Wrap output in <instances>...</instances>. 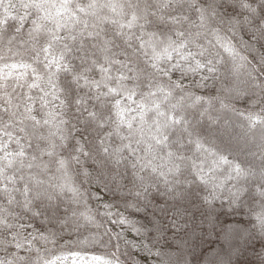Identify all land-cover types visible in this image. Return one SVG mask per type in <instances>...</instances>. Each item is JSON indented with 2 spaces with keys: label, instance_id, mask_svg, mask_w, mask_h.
I'll list each match as a JSON object with an SVG mask.
<instances>
[{
  "label": "clouds",
  "instance_id": "clouds-1",
  "mask_svg": "<svg viewBox=\"0 0 264 264\" xmlns=\"http://www.w3.org/2000/svg\"><path fill=\"white\" fill-rule=\"evenodd\" d=\"M186 3L193 7L190 0H175L174 8ZM245 4L246 12L237 13L242 17L238 29L226 19V14L231 15L230 6L235 11L236 0H213L207 9L197 8L201 15L207 11V22L191 26L199 31L187 29L178 34L181 43L187 41L186 46L172 50L175 57L171 53L162 58L153 55L145 61L146 70L141 71L147 90L136 102L139 120L130 118L137 127H128L127 135L120 134L118 148L101 139L84 152L77 141L80 147L75 151L83 158L70 153L68 168L61 160L63 166L59 161L61 166L51 174L45 165L38 175H22L25 186L16 190L22 199L12 197L6 206H0V264H72L73 260L79 264L89 253L93 254L89 264L101 257L111 258L104 264H137L126 235L133 228L137 230L136 246L149 254L145 264H264V179L258 181V192L250 189L245 194L239 186L241 169L227 159V155L241 159L237 155L241 141L258 133L264 165V0ZM125 7L148 22L147 4L137 0ZM31 9L36 13L33 25L42 24L45 19L40 10ZM35 29L28 33L32 43L24 41L22 51L9 49L15 37L7 39L0 61L9 59L8 52L20 60L29 58L33 64L43 65L37 80L54 84L56 73L49 71L52 65L44 64L47 56L41 59L47 47L40 44L41 31ZM220 31L234 41L237 51L232 55H225L215 43ZM47 33L45 26L43 34ZM241 33L249 39L244 40ZM169 40H161V47ZM100 51L104 54L103 48ZM117 87L128 96L140 85L128 88L118 83ZM153 110L154 116L146 119ZM180 124H191L193 131L218 141L219 151L203 150L197 157L199 165L192 157L168 151L165 133ZM64 139L61 137V146ZM124 149H128L127 155H122ZM254 157L255 153L241 162L250 164ZM220 161L228 168L219 167ZM68 175L74 185L71 193L62 187V178ZM218 216L229 218L226 232L217 236L216 229L211 233L214 241H226L225 251L217 254V245L211 249L212 255L201 258L196 251L197 237L212 230ZM24 219L31 221V232L26 233L25 225L19 223ZM194 219L199 221L195 228Z\"/></svg>",
  "mask_w": 264,
  "mask_h": 264
},
{
  "label": "trees",
  "instance_id": "trees-1",
  "mask_svg": "<svg viewBox=\"0 0 264 264\" xmlns=\"http://www.w3.org/2000/svg\"><path fill=\"white\" fill-rule=\"evenodd\" d=\"M23 2H27V0H23ZM54 2L59 3L60 0H54ZM74 2L84 6L88 0H74ZM111 2L126 5L128 2L136 3L137 0H111ZM139 2L149 6L147 9V23L142 18L132 21V12L127 7H124L123 10L118 7L116 12L104 9L100 15L107 16L109 19L103 22L95 20L88 13L78 12L77 15L81 19L88 20L90 25L99 24L95 31L100 32V35H94L93 37H87V33L82 37L79 36L77 29L81 28L82 25L71 28V22L68 20L70 13L61 9L62 15L56 16V9H52L55 19L42 22L47 27L48 33L44 35L42 29L38 39L40 44L47 48L48 41L52 43V48L41 55V59L47 56L44 64H49L53 57L59 58L62 53L64 55V60L60 63L66 65V68L61 67L58 69L55 64H52L49 70L56 73L54 84L45 85L37 80V76L42 74L43 65L33 64L29 58L20 60L19 57L13 56L12 52H8L9 59L0 61V158L5 155V152L13 153L14 163L7 168L5 175L16 177L13 184L12 181L5 180L4 176H0V206H6L8 200L12 197H15L16 200L22 199L20 192L16 191V189L23 190L25 186V181L19 179L20 176L38 175L45 165L48 166L50 169L49 174H51L52 171L61 166L59 164L61 160L65 161L64 168H68L67 161L70 153L80 155L83 158L82 153L75 151L80 147V144H83L84 152L89 151L90 144L97 143L101 139H104L111 148H118L122 144L120 134L127 135L128 122L132 123L133 128L137 127L136 121L130 118L135 116L136 120H139L138 113L134 111L137 107L136 102L140 100V93L147 90L144 87V74L141 71L146 70L145 61L150 60L153 55L159 56V58L165 55L163 50L167 44L161 47L159 43L161 40L170 37V40L175 41L176 46H178L183 39L178 36V33L185 32L187 29L192 32L199 31V29L191 26L206 23L207 11L203 15L205 19L201 20V14L196 9L199 7L207 9V4L213 3V0H190L193 5L192 8H188L187 3L182 8H174L175 0H139ZM247 2L249 0H236L235 11L230 6L228 11L231 15L226 14V19L235 24L237 29L242 19L237 13L246 12L243 5ZM165 4L168 6L165 7ZM221 11L223 10L221 9ZM39 15L44 16L45 13L40 11ZM137 15L140 16L139 13ZM35 18L36 13L32 9L21 7V0H2L0 2V37L3 39H0V50H6L4 49L6 40L13 37L15 39L12 40V44L8 45V48L12 51H22L21 45L24 41L32 43L29 40L28 33L36 28L32 23ZM57 20L62 24L67 23L69 27L58 28L56 25ZM113 21L116 22L113 23ZM130 22L131 27L128 26ZM70 30L74 35H78L77 42H73L69 38ZM92 30L90 27L89 31ZM53 33L63 39L53 41ZM240 35L244 40L249 39V36L243 33ZM80 40H83V44L79 42ZM214 40L225 55H232L237 51L234 47V41L226 36L223 31L218 32ZM105 41L109 42L108 46L110 48L108 53L110 59L108 61H105L104 54L100 51ZM184 43H187V41L185 40ZM64 44H67L72 50L65 51ZM94 44L98 47H93ZM24 47H27V45L25 44ZM226 48H231L233 50L232 54L226 51ZM168 51L173 57L177 55L171 48ZM145 53L148 55H144ZM0 54H2V51H0ZM94 60L96 64H93ZM151 62L155 61L152 60ZM13 64L16 65L15 68L10 67ZM24 64L28 67H23ZM97 65H102L108 71L103 72L101 67ZM33 69L36 71L34 72ZM86 69L91 70L86 71ZM7 73H11V75L6 76ZM121 76L126 77V79L121 80ZM134 77L136 78L134 79ZM92 81L99 82V86L97 87ZM33 83L39 84L40 87L30 88L28 85ZM118 83L124 84L128 88H134L137 84L140 87L132 95V99L129 100L127 94L122 93L117 87ZM13 87L15 91H13ZM41 88L44 91H41ZM110 88H117V92L104 95L109 93ZM45 92L48 94L45 95ZM62 100L64 106H61ZM77 100L80 101L79 104L76 103ZM117 100L120 101L119 105L116 103ZM121 110H123L122 115L118 114ZM89 113H95V116H90ZM153 116L154 110L147 114L146 119ZM32 117L35 119H32ZM109 117L111 119L108 120V123H104V120ZM45 120L48 123H44ZM36 121L40 123L36 124ZM101 125L103 126L101 127ZM185 127L187 130H185ZM6 132L10 135H6ZM107 133H111V135L108 136ZM165 135L168 136V140L165 142L169 145L168 151H172L176 156L192 157L198 165L201 160L197 157L200 156L203 150L219 151L218 141L201 135L199 131H193L191 124L187 126L183 124L173 125L171 129L166 131ZM61 137H66L63 140V146H61ZM77 141L80 144H77ZM198 141L200 144L199 150ZM123 143H127V141H123ZM261 147L258 133L247 142L241 141V151L237 155L241 159H246L255 153V157L250 164H244L241 159H234L232 155L220 153L221 155H227V159L232 162L233 166L241 169L243 175L239 186L246 190L245 194L250 189L258 192L260 190L258 181L264 179V165L261 163L262 158L260 156ZM21 148H23L25 155L23 157L16 156L15 153L20 151ZM127 154L128 149H124L122 155ZM33 157L36 158L33 159ZM21 161L23 165H21ZM6 163V161L0 160V165ZM184 163L188 164L190 162L185 160ZM29 164L32 167H28ZM35 165H40V167L37 168ZM219 167L226 169L228 165L220 161ZM131 171L129 169L130 173ZM39 178L43 179V176L41 175ZM5 185H7V191ZM62 187L71 193L74 185L70 175L62 178ZM224 203L227 202L224 201ZM228 219V217H224L221 220L218 216L216 221L213 222V229L206 230L203 235L197 237L196 251L199 257L203 258L206 254L212 255L211 249L217 247V245V254L225 251L226 241H214L211 233L216 229H219V232H216L217 236L220 235V232H226ZM19 223L25 225L26 233L32 231V228L28 226L31 223L30 220L24 219ZM205 223H208V221L205 220ZM198 224L199 221L194 219V228ZM126 235L132 242L135 261L137 264H145L144 258L149 254L141 252L136 246V228H133ZM210 241L211 243H209ZM92 255V253H89L79 264H89ZM110 259V257H101L99 261H92L91 264H104ZM152 259H156V257L153 256ZM72 264H76V261L73 260Z\"/></svg>",
  "mask_w": 264,
  "mask_h": 264
},
{
  "label": "snow or ice",
  "instance_id": "snow-or-ice-1",
  "mask_svg": "<svg viewBox=\"0 0 264 264\" xmlns=\"http://www.w3.org/2000/svg\"><path fill=\"white\" fill-rule=\"evenodd\" d=\"M0 2H2V0H0ZM131 3V2H128ZM165 7H167L168 5L165 4ZM245 7H247L248 5H244ZM21 7L25 8V9H31V8H37L40 11H43L45 13V15L43 16V18L45 20L48 19H55L53 17L52 14V9H56V16H61V9L64 10V12H68L70 13L68 20L71 22V28H77L78 25H82L81 28H78V34L79 36H84L85 33H87V37H93L95 36H99L100 32H96L95 29L99 27V24H93L90 25L88 20L86 19H81L77 13H88L90 14L92 17L95 18V20L99 21V22H103L105 20H108L109 17L107 16H102L100 15V13L104 10V9H110L112 12H116L117 8L119 7L121 10H123V8L125 7V5H118V4H114L111 2V0H88V2L86 3V5L81 6L80 3H76L74 2V0H60L59 3H55L54 0H27V2H23V0H21ZM141 18L140 16L137 15L136 12H132V21H136L137 19ZM205 17L203 16V14L201 15V20H204ZM116 21H113V23H115ZM56 25L58 28H63V27H69V25L67 23H60L59 20L56 21ZM129 27H131V22L128 25ZM92 28V31H89V28ZM43 28H45V25L43 24H38L36 25V31L39 32L41 31ZM179 35H183V33H178ZM69 38L73 41V42H77L78 41V35H74L72 33V31H69L68 34ZM63 38L60 37L59 35L53 33L52 34V40L53 41H59L62 40ZM81 44H83V40L79 41ZM109 42L105 41L104 42V46H103V50H104V59L105 61H108L110 59L108 53L110 52V48H109ZM97 45H93V47H96ZM185 43H181L178 46H176L175 41H171L169 40V42L167 43V46L164 48V53L168 54L170 56V53L168 51L169 48H171L172 50H176L178 51L180 48L185 47ZM52 48V43L50 42L48 45V48L45 49L46 52L49 51V49ZM64 50L65 51H71L72 49L69 48V46L67 44H64ZM226 51H228L230 54H232L233 50L231 48H226ZM159 58V56L157 57ZM64 60V55L63 53L59 56V58L53 57L52 61L49 63L50 65L55 64L56 67L59 69L61 67H65L66 65H62L60 63V61ZM93 64H96V61H93ZM99 67H101V70L103 72H107L108 69L104 68L102 65H97ZM10 67L15 68L16 65H10ZM23 67H28V65H23ZM91 69H86V71H90ZM6 76L11 75V73H7L5 74ZM85 79H87L86 77H84ZM121 80L126 79V77L121 76L120 77ZM92 83L96 84V86H99V82L97 81H92ZM107 86V85H106ZM30 87L35 88L38 87L37 84L33 83L30 85ZM109 91L115 93L117 92V88H110ZM128 99H132V95L129 94L128 95ZM117 105L120 104V101L117 100ZM143 107V106H142ZM157 108L159 107V105L156 106ZM30 111V109H28ZM123 110H121L120 115H122ZM93 115H95V113H93ZM161 115H163V113H161ZM32 119H35L34 117H32ZM171 119L173 121L176 120L175 115L173 114ZM39 121H36V124H39ZM44 123H48L47 120L44 121ZM35 127V126H33ZM128 127L131 128L132 127V123L128 122ZM21 131H23V129H21ZM6 135H10V133H5ZM166 139V137H165ZM158 143L162 142V141H157ZM197 146L199 147V143L197 142ZM6 147V146H5ZM149 148H151V146H149ZM50 154V153H49ZM16 156H20L23 157L25 155V152L23 150V148H21L20 151H18L17 153H15ZM115 156L117 159H119V149H117ZM13 157V153L11 152H5V155L0 158V160L6 161V164L0 165V176H4V179L7 181H12L13 184L15 182L16 177L15 176H7L5 175V172L7 170L8 167H10L13 163H14V157ZM36 157H33V159H35ZM223 159V158H221ZM61 165L63 166L64 161L60 162ZM21 165H23V162L21 161ZM28 167H31V164L28 165ZM19 179H23V177H19ZM5 190L7 191V185H5ZM17 190V189H16Z\"/></svg>",
  "mask_w": 264,
  "mask_h": 264
}]
</instances>
